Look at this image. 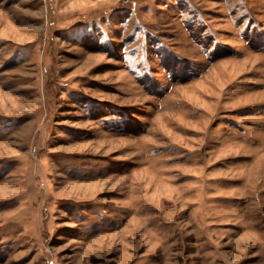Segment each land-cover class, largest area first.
<instances>
[{
	"label": "rangeland",
	"instance_id": "rangeland-1",
	"mask_svg": "<svg viewBox=\"0 0 264 264\" xmlns=\"http://www.w3.org/2000/svg\"><path fill=\"white\" fill-rule=\"evenodd\" d=\"M0 264H264V0H0Z\"/></svg>",
	"mask_w": 264,
	"mask_h": 264
}]
</instances>
